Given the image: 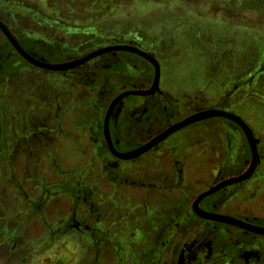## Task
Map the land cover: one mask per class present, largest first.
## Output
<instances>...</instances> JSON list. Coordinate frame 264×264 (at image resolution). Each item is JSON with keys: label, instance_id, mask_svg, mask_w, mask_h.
Wrapping results in <instances>:
<instances>
[{"label": "flooded vegetation", "instance_id": "1", "mask_svg": "<svg viewBox=\"0 0 264 264\" xmlns=\"http://www.w3.org/2000/svg\"><path fill=\"white\" fill-rule=\"evenodd\" d=\"M17 6L0 0V22L40 62L61 64L101 48L131 45L160 67L155 92L119 99L105 132L107 109L119 94L130 91L118 86L115 76L136 67L133 57L142 59L152 76L136 90H148L154 76L149 61L132 52L110 51L75 68L52 71L28 62L0 29V197L24 198L18 211L24 217L21 223L39 222L49 244L65 245V236L75 235L92 253L86 264H264V234L253 230L264 229V126L255 129L238 116L257 139L253 170L200 198L249 169L252 158L242 129L223 118L230 124L219 126L215 141H167L201 120L133 157H119L212 108L207 104L192 113L181 110L196 97L178 100L162 84L160 54L122 38L71 45L53 26L40 27L34 9L21 6L17 12ZM40 70L54 74L43 79L33 100L24 107L4 101L10 87L18 94L17 78L36 77ZM131 96L137 98L124 102ZM17 113L22 121L16 120ZM69 143L74 150L66 147ZM199 210L218 218H204Z\"/></svg>", "mask_w": 264, "mask_h": 264}, {"label": "rangeland", "instance_id": "2", "mask_svg": "<svg viewBox=\"0 0 264 264\" xmlns=\"http://www.w3.org/2000/svg\"><path fill=\"white\" fill-rule=\"evenodd\" d=\"M258 1L119 0L113 4L112 0L102 5V0H12V3L18 5L17 12L22 7L34 9L40 27L53 26L55 33L65 36L71 45L80 41L98 42L106 37L122 38L160 54L162 84L178 100L186 95L196 97L193 105H184L183 112L192 113L208 104L209 108L240 116L259 129L264 126V2ZM133 59L135 68L115 76L123 90L139 89L152 76L145 61ZM137 67L145 68V72ZM49 74L54 73L40 70L36 77L17 78L18 94L10 87L6 92L9 97L4 101L18 102L24 107L25 101L34 99L33 94ZM225 94L222 104H216ZM17 95L23 97L13 101ZM135 98L127 97L124 102ZM21 116L17 113L16 120L22 121ZM224 122L230 124L223 118L203 120L181 129L167 141H213L214 132ZM66 147L74 150L72 143ZM74 159L75 156L71 157L70 162ZM23 201L20 195L0 197V264H86L91 259L92 253L85 251L75 235H66L65 245L49 244L47 235L43 237L45 228L39 222L22 224L24 217L18 211L23 208Z\"/></svg>", "mask_w": 264, "mask_h": 264}, {"label": "water", "instance_id": "3", "mask_svg": "<svg viewBox=\"0 0 264 264\" xmlns=\"http://www.w3.org/2000/svg\"><path fill=\"white\" fill-rule=\"evenodd\" d=\"M0 29L2 30V32L5 34V36L7 37L8 41L11 43V45L30 63H32L33 65L39 66V67H44L46 69L52 70V71H64V70H69L72 68H75L76 66H79L85 62H87L88 60L103 54L105 52H110V51H126V52H132L135 53L139 56H141L142 58H144L145 60L149 61L154 69V76H153V83L151 85V87L148 90H130V91H126L123 92L121 94H119L114 101L111 103V105L109 106V108L106 111L105 117H104V130L105 132L107 131V126H108V118L110 115V112L113 108V106L116 104V102L128 95H149L155 92V90L158 87V81L160 78V67L159 64L157 62V60L155 58H153L152 56H150L148 53L142 51L141 49L135 47V46H131V45H114V46H109L106 48H101L98 49L96 51H93L91 53H89L88 55L77 59V60H73V61H69V62H65V63H61V64H47V63H43L40 62L32 57H30L29 55H27L24 50L19 46V44L17 43V41L15 40V38L12 36V34L10 33L9 29L0 22ZM217 117H221V118H226L229 120H232L233 122H235L243 131L247 143L249 145V149H250V153H251V158H252V162L251 165L249 167V169L239 178L237 179H232V180H227L224 181L220 184H218L217 186L211 188L209 191H207L206 193L202 194L200 196L203 197L215 190H217L218 188L222 187L225 184L231 183L233 181H237L240 179H243L245 177H247L253 170V167L255 165L256 160L258 159V153L256 151V144H257V139L254 138L253 133L251 131V129L248 127V125L246 123H244V121L239 118L237 115L221 110V109H206V110H202L199 112L194 113L193 115L187 117L186 119H184L181 122H178L174 125H172L171 127H169L165 132H163L160 136H158L156 139H154L150 144L139 148L135 151L132 152H128V153H124V154H117L119 157L123 158V159H127L130 157L135 156L136 154L146 150L149 146H151V144L159 141L160 139L164 138L166 135L174 132L175 130L184 127L188 124L191 123H195L201 120H205V119H210V118H217ZM198 214L204 218H218V216L216 215H212V214H208L202 211H198ZM257 232L263 233L264 234V229H253Z\"/></svg>", "mask_w": 264, "mask_h": 264}, {"label": "trees", "instance_id": "4", "mask_svg": "<svg viewBox=\"0 0 264 264\" xmlns=\"http://www.w3.org/2000/svg\"><path fill=\"white\" fill-rule=\"evenodd\" d=\"M110 1H112V0H106V2H104L103 0H102V2H104V3H101L102 5H106V4H110ZM119 0H113V4L114 3H117ZM109 2V3H108ZM262 2H264V0H259L257 3L259 4V3H261L262 4Z\"/></svg>", "mask_w": 264, "mask_h": 264}]
</instances>
